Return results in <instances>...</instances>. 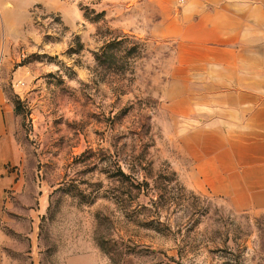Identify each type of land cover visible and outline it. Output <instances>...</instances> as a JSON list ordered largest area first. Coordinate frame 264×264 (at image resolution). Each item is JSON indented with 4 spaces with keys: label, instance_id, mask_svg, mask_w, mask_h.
Returning <instances> with one entry per match:
<instances>
[{
    "label": "rangeland",
    "instance_id": "rangeland-1",
    "mask_svg": "<svg viewBox=\"0 0 264 264\" xmlns=\"http://www.w3.org/2000/svg\"><path fill=\"white\" fill-rule=\"evenodd\" d=\"M33 2L6 1L0 46V264H264V211L211 190L153 6Z\"/></svg>",
    "mask_w": 264,
    "mask_h": 264
},
{
    "label": "crops",
    "instance_id": "crops-1",
    "mask_svg": "<svg viewBox=\"0 0 264 264\" xmlns=\"http://www.w3.org/2000/svg\"><path fill=\"white\" fill-rule=\"evenodd\" d=\"M6 1L0 0V46ZM32 4L49 8L45 0ZM145 4L156 11L153 33L175 39L174 73L182 104L206 106V125L194 133L208 139L211 190L238 208L264 211V0ZM6 107L0 86V196L9 159Z\"/></svg>",
    "mask_w": 264,
    "mask_h": 264
},
{
    "label": "trees",
    "instance_id": "trees-1",
    "mask_svg": "<svg viewBox=\"0 0 264 264\" xmlns=\"http://www.w3.org/2000/svg\"><path fill=\"white\" fill-rule=\"evenodd\" d=\"M97 58H98V57H97ZM17 108H18V105L15 106V110H18ZM137 162H138V161H135V160H134L133 163H131V164H136Z\"/></svg>",
    "mask_w": 264,
    "mask_h": 264
}]
</instances>
